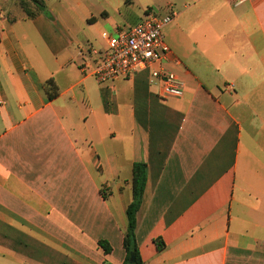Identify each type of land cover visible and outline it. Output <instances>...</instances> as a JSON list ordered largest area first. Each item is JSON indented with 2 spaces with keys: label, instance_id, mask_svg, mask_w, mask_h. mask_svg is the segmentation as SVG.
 I'll return each mask as SVG.
<instances>
[{
  "label": "crops",
  "instance_id": "0c3cea01",
  "mask_svg": "<svg viewBox=\"0 0 264 264\" xmlns=\"http://www.w3.org/2000/svg\"><path fill=\"white\" fill-rule=\"evenodd\" d=\"M21 1L0 0V264H124L135 163L142 264H264V0L175 14L181 64L161 67L181 98L150 70L93 76L106 37L143 18L44 0L29 18Z\"/></svg>",
  "mask_w": 264,
  "mask_h": 264
},
{
  "label": "built area",
  "instance_id": "2783aa9c",
  "mask_svg": "<svg viewBox=\"0 0 264 264\" xmlns=\"http://www.w3.org/2000/svg\"><path fill=\"white\" fill-rule=\"evenodd\" d=\"M245 1L247 0H240L238 4ZM174 19L175 14L163 18L151 15L115 36L106 37L108 50L93 71L95 80L99 84H105L150 70V83H161L164 98L183 97L184 81L177 73L161 67L169 60L175 65L181 64L172 56V50L163 36V29ZM226 89L233 90V85H227Z\"/></svg>",
  "mask_w": 264,
  "mask_h": 264
},
{
  "label": "rangeland",
  "instance_id": "374dc122",
  "mask_svg": "<svg viewBox=\"0 0 264 264\" xmlns=\"http://www.w3.org/2000/svg\"><path fill=\"white\" fill-rule=\"evenodd\" d=\"M48 7L60 12L64 7L67 9H80V2L93 13L101 12V9L108 11L112 16L123 17L134 20L137 17L143 18L156 16L163 18L172 14H180L189 4V0H44ZM63 8V9H64ZM63 11V10H62ZM177 18L170 25L163 29L165 41L172 42V32ZM112 34H109V37ZM116 35V34H115ZM112 35V36H115Z\"/></svg>",
  "mask_w": 264,
  "mask_h": 264
},
{
  "label": "trees",
  "instance_id": "16d2710c",
  "mask_svg": "<svg viewBox=\"0 0 264 264\" xmlns=\"http://www.w3.org/2000/svg\"><path fill=\"white\" fill-rule=\"evenodd\" d=\"M27 1L28 3L26 2V0H22L21 6L25 10L29 18H34L36 16V13H38L39 11H44L46 8L43 0H27ZM29 3L34 4L36 6L37 8L36 13L31 12L30 10L27 9ZM45 86H46V90L50 95L49 91L51 89H54V82L50 80L45 84ZM53 93L54 94H52V96L50 95V97L54 98L56 92ZM132 185H133V200L127 208L128 225L123 238V246L126 250V258L124 264H142L143 261L136 241V215L141 207L142 198L146 186L145 164L143 163L134 164ZM99 246L103 248L104 251L107 253L112 252V247L105 240L99 241ZM158 248L159 250H162L164 246L162 244H159Z\"/></svg>",
  "mask_w": 264,
  "mask_h": 264
}]
</instances>
